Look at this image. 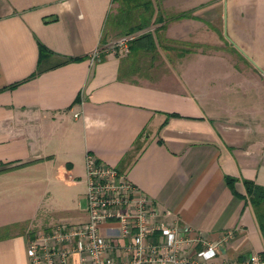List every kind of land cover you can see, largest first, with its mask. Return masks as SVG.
I'll use <instances>...</instances> for the list:
<instances>
[{
  "label": "crops",
  "instance_id": "crops-1",
  "mask_svg": "<svg viewBox=\"0 0 264 264\" xmlns=\"http://www.w3.org/2000/svg\"><path fill=\"white\" fill-rule=\"evenodd\" d=\"M165 5L193 17L169 21L163 39L199 42L200 23L229 17L262 72L203 51L174 58L160 46L161 57L144 67L151 72L122 78L128 53L114 52L118 38L106 33L114 0H0V168H10L0 173V213L21 177L61 183L60 193L83 183L86 195L91 153L147 194L161 220L188 224L205 242L224 240L211 264L261 257L264 238L243 180L264 186V0ZM40 44L51 51L41 61ZM69 203L49 212L85 221L87 200L83 209ZM36 207L32 219L45 229L61 219L48 223ZM27 242L18 231L0 239V264H29Z\"/></svg>",
  "mask_w": 264,
  "mask_h": 264
},
{
  "label": "built area",
  "instance_id": "built-area-1",
  "mask_svg": "<svg viewBox=\"0 0 264 264\" xmlns=\"http://www.w3.org/2000/svg\"><path fill=\"white\" fill-rule=\"evenodd\" d=\"M135 36L120 37L112 44L113 51L129 53ZM100 55L96 50L91 58ZM85 173L87 219L28 235L29 264H211L218 255L224 240L205 242L192 226L161 220L147 194L91 153L85 157ZM225 264L264 261L254 254Z\"/></svg>",
  "mask_w": 264,
  "mask_h": 264
},
{
  "label": "rangeland",
  "instance_id": "rangeland-1",
  "mask_svg": "<svg viewBox=\"0 0 264 264\" xmlns=\"http://www.w3.org/2000/svg\"><path fill=\"white\" fill-rule=\"evenodd\" d=\"M162 3L161 12L166 17V19L173 15L184 11H176L175 9H169L167 5L164 6V0H160ZM119 7V3L115 2V6L112 9L111 14L115 15L117 19H120V14H118L117 9ZM115 17V18H116ZM161 24V23H158ZM157 24H154L150 28L154 27ZM162 25V24H161ZM200 25L204 26V29H202L199 33V42H195L191 38H184L181 40L178 39H170L165 40L163 39L164 44L168 45L171 49V55L172 57H178L179 52L182 50L187 51L190 50L191 52L198 51L201 53L202 51L205 53L213 54L216 56L215 62H230L234 66H236L239 69L252 68V65L257 67V69L262 72V68L257 64L255 61V56L253 54H250L247 46L240 45L238 41L236 40V36L234 35V25L231 21V18L225 17L222 20H218L214 23H210L209 26L205 23H200ZM210 29L209 35L207 34V29ZM110 30V29H109ZM136 32L135 34L139 35L143 33L144 31ZM257 34L261 33V27H259L256 30ZM112 38L113 39H119L118 36L120 34H117V30L115 29L111 30ZM251 34V33H250ZM252 38L255 37V34H251ZM161 38H163V33H161ZM256 41H258V36L255 37ZM117 39V40H118ZM201 46V47H200ZM205 48H204V47ZM235 49V50H234ZM244 56L242 58L237 51ZM161 57V55H160ZM189 56L183 60L184 63H189L190 59H188ZM224 59V60H223ZM149 58H147L146 62H149ZM198 62L206 63V59L202 58ZM142 73H148L151 72L148 70V68H142ZM21 179L18 181L21 185L17 186V191L10 192L9 191L8 196L6 200L3 202V206L1 208H4L2 210L4 213H0V223L5 224V226H10L12 224L18 223V224H25L29 227V229L37 230V232L42 231L43 227H46L49 224H45L46 226L41 225L43 222L40 220V223L36 220H33L34 214L37 212L36 206H39V209L43 212L48 213L47 215V222L51 223L54 219H60L58 222H54L51 226L64 223L62 222L64 218L63 213L55 215L51 214V209H53L55 206L58 205H66L67 202L70 201L68 206L70 209H76L80 208L83 209L86 207V195L85 194V185L82 183L80 185H76L75 187H71L65 190L64 193L58 192V188H62L63 186L60 185L61 183H57L53 180L51 182L45 181L41 182V180L38 183L34 182H27L26 178L25 180ZM35 185V186H34ZM76 215H73L70 219H75ZM41 217V216H40ZM33 218V219H32ZM32 219V220H31ZM44 219V218H43ZM60 221V222H59ZM76 221V220H72ZM24 222V223H23ZM76 223V222H75ZM4 227V226H3ZM43 229H42V228ZM41 228V229H40Z\"/></svg>",
  "mask_w": 264,
  "mask_h": 264
},
{
  "label": "trees",
  "instance_id": "trees-1",
  "mask_svg": "<svg viewBox=\"0 0 264 264\" xmlns=\"http://www.w3.org/2000/svg\"><path fill=\"white\" fill-rule=\"evenodd\" d=\"M114 2L119 3L117 12L121 16L118 20L115 15L110 13L106 24V33L109 29H115V31L117 30V34H120V36H118L120 38L149 29L154 24L162 23V25L156 27L154 30L144 31L130 40V51L121 62L120 75L122 78L132 73H137L139 70L146 67L148 63L157 61L160 56L158 50L160 46H163L165 49H170L168 45H163V38H161V33L167 29L169 21L193 17L191 11H184L173 14L166 19L161 10L156 8L154 0H114ZM50 53L51 51L46 46L40 44V61ZM188 53H191V51L182 50L179 52L178 56L184 57ZM239 55L244 58L240 53ZM147 58L150 59L148 63L146 62ZM38 72H36L34 76L37 75ZM28 163L21 165L23 166ZM9 169L10 168L5 169L2 167L0 168V173ZM236 181L237 179L233 177H228L227 179L228 185L233 190H235L234 186ZM243 183L246 187V195L254 209L258 225L264 238V186L247 179H244ZM13 231H18L19 234H28L31 237H34L37 233V230L29 229L25 224L15 223L0 228V239L11 236ZM261 259L264 261V253L261 254Z\"/></svg>",
  "mask_w": 264,
  "mask_h": 264
}]
</instances>
